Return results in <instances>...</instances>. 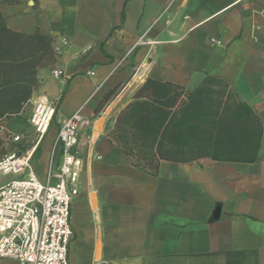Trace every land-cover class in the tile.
Segmentation results:
<instances>
[{
    "label": "crops",
    "instance_id": "crops-1",
    "mask_svg": "<svg viewBox=\"0 0 264 264\" xmlns=\"http://www.w3.org/2000/svg\"><path fill=\"white\" fill-rule=\"evenodd\" d=\"M263 7L0 0V159L35 143L40 94L57 106L32 160L40 180L63 119L90 121L77 146L71 264H264Z\"/></svg>",
    "mask_w": 264,
    "mask_h": 264
},
{
    "label": "built area",
    "instance_id": "built-area-1",
    "mask_svg": "<svg viewBox=\"0 0 264 264\" xmlns=\"http://www.w3.org/2000/svg\"><path fill=\"white\" fill-rule=\"evenodd\" d=\"M264 17V7L262 9ZM212 43H220L216 37ZM62 39L56 52L68 45ZM57 78L64 77L62 68H55ZM57 106L46 94H40L30 121L37 132L35 143L24 153H11L0 159V176L14 177L0 185V256L22 264H71L69 245L74 236L71 224L72 203L80 191L83 160L78 152L79 132L89 124L80 111L61 122L52 151L46 180L36 175L32 160L48 133ZM19 139L20 136H16ZM61 161L54 164L57 147Z\"/></svg>",
    "mask_w": 264,
    "mask_h": 264
},
{
    "label": "trees",
    "instance_id": "trees-1",
    "mask_svg": "<svg viewBox=\"0 0 264 264\" xmlns=\"http://www.w3.org/2000/svg\"><path fill=\"white\" fill-rule=\"evenodd\" d=\"M2 29H4V24L2 22V19L0 18V39H2V37H3L2 36L3 35ZM45 40H47V36H43V38L40 40V47H44V50H43L44 52H42V55H45L47 53L46 51H48V42L46 43ZM43 41H44V43H43ZM49 50H50V48H49ZM3 54H4L3 45H2L1 40H0V58L4 57ZM42 55H41V57H42Z\"/></svg>",
    "mask_w": 264,
    "mask_h": 264
}]
</instances>
